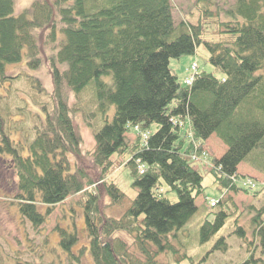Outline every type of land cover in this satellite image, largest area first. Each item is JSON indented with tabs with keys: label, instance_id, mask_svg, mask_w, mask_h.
Returning <instances> with one entry per match:
<instances>
[{
	"label": "trees",
	"instance_id": "16d2710c",
	"mask_svg": "<svg viewBox=\"0 0 264 264\" xmlns=\"http://www.w3.org/2000/svg\"><path fill=\"white\" fill-rule=\"evenodd\" d=\"M198 9V23H193L176 22L170 0H33L20 12L15 0H0V88L6 90L4 83L12 78L10 66L25 59L29 71L37 70L43 64L44 44L51 48L46 57L51 107L34 101L39 109L33 112L36 122L21 139L14 137L18 131L12 135L5 129L0 113V159L15 176L10 202L22 219L37 228L53 206L84 192L79 203L84 206L93 264H144L125 240L113 236L116 231L132 239L145 264L153 262L158 252L175 255L178 249L169 237L182 234L202 194L196 162H210L209 171L223 194L257 192L252 191L255 186L238 185L245 176L237 167L244 161L256 166L261 151L251 161L250 156L264 149V0H236L215 13L209 7ZM213 16L218 17L224 39L203 37L202 17L209 21ZM201 43L209 52V63L222 76L196 72L190 85H182L169 61L194 54ZM25 78L37 97L48 89L32 74ZM88 88L99 116L90 151L98 170L96 181L89 175L92 166L85 168L80 160L81 137L70 107L71 94L78 99ZM185 118L192 138L183 151L179 129ZM151 124L156 130L148 135L145 129ZM132 127L138 134L129 141ZM213 136L226 146L220 157L206 147ZM127 151L136 196L120 217L104 216L98 205L101 195L85 184L102 187L109 204L123 201L125 194L107 176L113 155ZM162 182L176 192L177 201L164 196ZM230 202L221 198L208 205L200 243L224 225ZM259 214L252 217L251 233L259 254L250 252L243 264H264V222ZM58 230L63 247L76 240L75 232ZM235 232L246 239L243 227L237 226ZM218 242L225 245L224 237Z\"/></svg>",
	"mask_w": 264,
	"mask_h": 264
},
{
	"label": "rangeland",
	"instance_id": "374dc122",
	"mask_svg": "<svg viewBox=\"0 0 264 264\" xmlns=\"http://www.w3.org/2000/svg\"><path fill=\"white\" fill-rule=\"evenodd\" d=\"M32 1L15 0L16 11L20 12L23 8L29 6ZM235 1L170 0L175 21L190 20L193 23H198L199 20L198 7H209L215 13L219 7L226 8ZM208 19L207 17H202V21H204L203 37L208 40L224 39L226 35L219 32L218 17L213 16L209 21ZM38 33L42 35V32ZM38 44L43 46V37L38 40ZM49 50L51 48L44 44L43 64L37 70L29 71L24 63L25 59L22 60L23 63L10 66L8 74L12 78L9 82L4 83L6 90L0 88V94L2 95L0 97V113L4 116H1L3 120L1 122L12 135L14 131H18L14 136L15 139H21L25 130L34 125L36 119L33 114L39 110L38 105L40 102H46L48 108L51 107V97L48 92L52 89V82L46 60L47 55L50 53ZM208 57L209 52L204 44L201 43L197 46L194 54L182 55L178 59H170L169 67L177 75V79L182 85L184 80L192 73L190 67L194 63L197 65V73H212L220 78L222 76L221 71L209 63ZM26 74L36 76L41 85L48 88L38 94V101L36 100L38 97L34 94L35 92L28 85L27 78H25ZM22 99H26L27 105L24 104V101L22 102ZM23 105L25 109H23ZM70 107L75 128L81 137L80 160L82 159V165L85 168L92 166L89 169V175L93 176L96 181L98 178L96 179L97 174L94 173H97L98 170L96 172V167L92 165L90 151L94 146V130L99 124V116L95 112V98L91 89L88 88L82 92L78 99L71 94ZM28 109L31 111H28ZM92 112L94 116H90ZM145 130L148 135L154 133L156 125L151 124ZM136 134H138V131H135L132 127L127 133L129 141ZM29 135L31 136V134ZM191 138V125L189 120L185 118L181 120L179 129V139L183 141L181 150H185ZM206 147L209 149L210 154L213 153L215 157H220L226 150V146L223 143L221 144L215 136L207 142ZM256 150L250 156V161L255 153L261 151V159H255L254 161L257 167L249 161L240 163L238 165V173L245 177L240 179L242 181L237 182L238 185L245 186L249 179L252 182L254 181L256 186L252 191H257L254 192L255 194L253 192L244 193L240 190L238 192L228 191L223 194L214 176L209 171L210 162L208 165H203L199 162L195 163L202 175L203 189L202 194L195 200L196 212L187 222L185 228L182 231L180 230L182 234L175 239L169 237L174 249H178L177 253L172 255L168 251L158 252L153 258V262L148 264H243L250 252L256 255L259 254V249L254 248L256 241L251 236V233L253 216L260 213L262 222H264V149ZM129 158V151L120 156L113 155L112 161L114 165L107 176V179L114 182L126 196L119 204H109V199L103 195L101 186L97 190L95 184H85V188H89L94 193L101 195L99 196L98 205L104 216L120 217L131 200L136 196V190L131 186L130 168L126 165ZM72 159L74 160V157ZM92 168H94L93 171ZM14 189L15 176L0 159V264H93L92 257L88 252L89 239L85 228L84 206L79 203V200L85 196L84 192L69 195L63 202L53 206L50 212L46 214L44 223L37 228H33L28 221L20 217L16 205L13 206L10 202ZM161 190L167 199L177 201L176 192L170 189L165 182H162ZM221 198L222 201L231 199L229 206L225 209L229 216H227L224 225L209 241L200 243L199 229L206 216L205 212L208 209L210 200L215 199L218 201ZM220 207L218 205L216 209L219 210ZM39 209L41 212L46 210L44 206ZM237 226L243 227L246 239L235 232ZM59 228L65 229L69 233L75 232L76 234V240L73 243H68L67 248L63 247L60 242L62 235L58 230ZM113 236L125 240L130 245L129 251L145 264V258L137 251L132 244V239L125 232L116 231ZM222 236L224 237L225 245L222 244L223 242H218ZM217 242L219 245L216 247ZM184 253L187 254V257H184ZM180 257L182 259L179 261ZM190 257L193 258L192 261Z\"/></svg>",
	"mask_w": 264,
	"mask_h": 264
},
{
	"label": "built area",
	"instance_id": "2783aa9c",
	"mask_svg": "<svg viewBox=\"0 0 264 264\" xmlns=\"http://www.w3.org/2000/svg\"><path fill=\"white\" fill-rule=\"evenodd\" d=\"M186 82H187L188 84H190V83L192 82V77H190L189 79H187ZM141 170H142V168H141ZM215 202H216V201L213 200V201H211V204L214 205Z\"/></svg>",
	"mask_w": 264,
	"mask_h": 264
},
{
	"label": "crops",
	"instance_id": "0c3cea01",
	"mask_svg": "<svg viewBox=\"0 0 264 264\" xmlns=\"http://www.w3.org/2000/svg\"><path fill=\"white\" fill-rule=\"evenodd\" d=\"M237 172H238V167H237ZM240 174V173H239Z\"/></svg>",
	"mask_w": 264,
	"mask_h": 264
}]
</instances>
